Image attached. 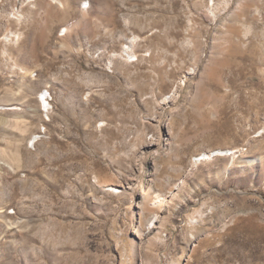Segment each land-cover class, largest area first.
<instances>
[{
  "label": "rangeland",
  "instance_id": "rangeland-1",
  "mask_svg": "<svg viewBox=\"0 0 264 264\" xmlns=\"http://www.w3.org/2000/svg\"><path fill=\"white\" fill-rule=\"evenodd\" d=\"M0 264H264V0H0Z\"/></svg>",
  "mask_w": 264,
  "mask_h": 264
},
{
  "label": "bare ground",
  "instance_id": "bare-ground-1",
  "mask_svg": "<svg viewBox=\"0 0 264 264\" xmlns=\"http://www.w3.org/2000/svg\"><path fill=\"white\" fill-rule=\"evenodd\" d=\"M50 100H51V97H50L49 93L47 91H44L42 93V95H41V103L43 104V108L45 109V111H47L48 110V107L50 106V103H49ZM38 138H40V137H38ZM36 142H37V139L36 138L33 139V146H34V144ZM223 153H224L223 151H218V154H223ZM205 157H207V155L203 154V158H205Z\"/></svg>",
  "mask_w": 264,
  "mask_h": 264
}]
</instances>
